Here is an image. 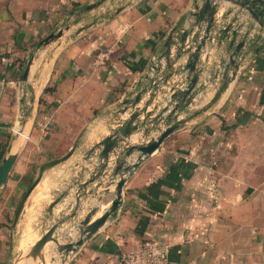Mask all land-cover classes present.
I'll use <instances>...</instances> for the list:
<instances>
[{
  "label": "crops",
  "instance_id": "0c3cea01",
  "mask_svg": "<svg viewBox=\"0 0 264 264\" xmlns=\"http://www.w3.org/2000/svg\"><path fill=\"white\" fill-rule=\"evenodd\" d=\"M92 1L0 0V161L17 122L24 121L12 148L15 159L0 186V264H7L10 235L27 207L45 206L42 231L69 213L72 182L93 162H81L83 154L122 119L119 101L162 53L166 36L187 25L193 3L103 0L66 19L72 9ZM236 12L227 1L218 5V22H224L200 53L203 69L195 94L177 115L189 119L132 170L118 210L64 264H117L144 239L166 247L170 264H264V21L258 26L245 12ZM65 20L67 32L33 52L26 81L20 82L29 49ZM231 21V27L239 24L235 41L245 31L247 36L238 69L221 87L212 72L225 61L226 41L216 40ZM79 27L84 28L76 32ZM184 59L178 57L172 69L177 71ZM145 99L146 93L138 105ZM33 183L13 224L15 208ZM61 195L48 217L47 204ZM85 206L59 231L78 221ZM76 235L56 239L61 244Z\"/></svg>",
  "mask_w": 264,
  "mask_h": 264
},
{
  "label": "water",
  "instance_id": "95a60500",
  "mask_svg": "<svg viewBox=\"0 0 264 264\" xmlns=\"http://www.w3.org/2000/svg\"><path fill=\"white\" fill-rule=\"evenodd\" d=\"M103 0H95L80 7L72 9L67 13L66 19L72 14H79L93 9ZM221 1H227L237 8L236 13L249 16L253 22L261 26L264 21V0H193L192 10L188 12L187 25L173 29L163 43V51L155 59L146 73L136 86L130 90L126 97L119 101L118 115L124 114L118 123H114L110 132L105 134L99 141L90 147L82 156V161L93 160L90 165L80 168L79 174L72 182L74 186L73 203L67 214H62L44 231H41L37 238L20 254L13 264H64L65 258L73 249L82 245L86 237L95 233L104 223L118 210L122 195V186L128 175L141 162V160L153 152L159 144L170 133L177 130L188 119L189 115L177 117L180 111L186 110L195 94L194 86L198 80L203 67H199V55L207 45H211L218 25H222L224 19L219 23L220 16L216 10ZM227 9L222 18L230 13ZM97 20V17L95 18ZM232 21L226 23L219 31L220 43L222 38L226 41L225 61L216 67L212 72V78H221V87L227 82L228 77L234 75L239 66V53L244 45L247 32L245 31L239 40L235 41L239 24L231 27ZM89 26V25H88ZM69 28L68 22L62 23L57 29L37 41L30 49L29 55L24 60L19 75V81L25 82L26 75L33 57V52L39 47L45 46L64 35ZM84 27H79V32ZM175 45L173 53L171 46ZM182 55H185L181 63L174 71L172 63ZM161 59L163 62L161 63ZM165 70H167L165 72ZM174 74V77L167 89H164L166 82ZM201 89L202 85H197ZM146 93V99L138 105L140 98ZM160 93L149 108V104L156 95ZM31 104V99L28 105ZM23 119L17 122L10 145L0 161V186L6 180L8 172L15 159V152L12 151L18 135L23 130ZM139 136L131 140L133 134ZM67 155L61 157L62 161ZM77 166V164H76ZM86 176V177H85ZM31 186L27 188L20 198L14 214L15 224ZM111 192V197L106 202L105 209L91 219L96 212L97 206L104 200L106 194ZM63 195L50 201L46 208L48 215H51L52 208L57 204ZM86 202L85 211L78 221L71 223L67 229L59 231L63 222L71 220L77 212L83 208ZM77 232L74 240L58 243L56 236L61 234L63 238L71 237ZM51 242L50 257L46 259L49 250L47 243Z\"/></svg>",
  "mask_w": 264,
  "mask_h": 264
},
{
  "label": "rangeland",
  "instance_id": "374dc122",
  "mask_svg": "<svg viewBox=\"0 0 264 264\" xmlns=\"http://www.w3.org/2000/svg\"><path fill=\"white\" fill-rule=\"evenodd\" d=\"M102 203H100L97 208L96 212H102L106 205L104 207H101ZM25 214L27 216L22 219L13 229L10 238H9V257L7 264H13L15 259L20 255L23 254L26 248L30 245L27 246L23 243V238L26 235L28 227L33 231L32 232V237L34 239L37 238V236L40 234V232L43 230L44 226L46 225L45 223V217H46V211H45V206L40 204L37 208L34 207L31 210V207H27L25 209ZM30 216V217H28ZM50 217V215H48ZM55 220V219H54ZM29 222V226H27ZM23 244V245H22Z\"/></svg>",
  "mask_w": 264,
  "mask_h": 264
},
{
  "label": "built area",
  "instance_id": "2783aa9c",
  "mask_svg": "<svg viewBox=\"0 0 264 264\" xmlns=\"http://www.w3.org/2000/svg\"><path fill=\"white\" fill-rule=\"evenodd\" d=\"M117 264H170L166 247L152 239L141 241L137 249L122 254Z\"/></svg>",
  "mask_w": 264,
  "mask_h": 264
},
{
  "label": "bare ground",
  "instance_id": "6f19581e",
  "mask_svg": "<svg viewBox=\"0 0 264 264\" xmlns=\"http://www.w3.org/2000/svg\"><path fill=\"white\" fill-rule=\"evenodd\" d=\"M27 226H29V222H28V224H27ZM32 230L30 229V227H28V229H27V232H26V235H25V237L23 238V243L25 244V245H29V243L31 244L35 239L32 237ZM23 245V244H22Z\"/></svg>",
  "mask_w": 264,
  "mask_h": 264
}]
</instances>
